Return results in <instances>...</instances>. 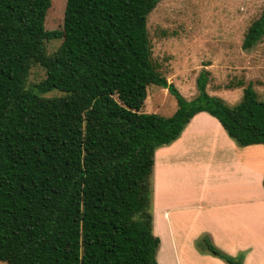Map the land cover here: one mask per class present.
Listing matches in <instances>:
<instances>
[{"label":"trees","instance_id":"obj_1","mask_svg":"<svg viewBox=\"0 0 264 264\" xmlns=\"http://www.w3.org/2000/svg\"><path fill=\"white\" fill-rule=\"evenodd\" d=\"M160 1L66 0L63 29L47 31L50 0H0V262L158 264L155 151L202 112L237 146H264V101L250 85L229 108L206 93L207 71L191 101L156 71L147 17ZM263 37L264 9L242 49ZM59 40L48 54L46 43ZM34 67L45 77L29 88ZM150 85L175 98L170 117L140 113ZM203 242L225 264H242Z\"/></svg>","mask_w":264,"mask_h":264},{"label":"crops","instance_id":"obj_2","mask_svg":"<svg viewBox=\"0 0 264 264\" xmlns=\"http://www.w3.org/2000/svg\"><path fill=\"white\" fill-rule=\"evenodd\" d=\"M264 146H237L196 114L153 158L152 234L158 264H225L203 239L242 264H264Z\"/></svg>","mask_w":264,"mask_h":264},{"label":"rangeland","instance_id":"obj_3","mask_svg":"<svg viewBox=\"0 0 264 264\" xmlns=\"http://www.w3.org/2000/svg\"><path fill=\"white\" fill-rule=\"evenodd\" d=\"M50 1L44 28L61 31L66 0ZM263 9L264 0H161L147 17L156 71L187 101L197 96L196 81L203 70L209 73L206 93L227 107L240 102L248 85L264 101V37L252 49H242L247 29ZM60 44V40L46 43L47 53ZM44 77L40 67L32 68L27 86L34 88ZM146 90L140 113L170 117L176 111L177 102L167 89L150 85Z\"/></svg>","mask_w":264,"mask_h":264}]
</instances>
